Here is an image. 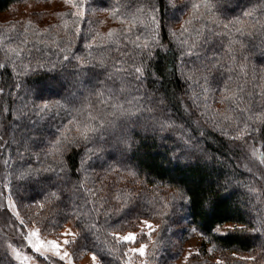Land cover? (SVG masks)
<instances>
[{
    "label": "snow or ice",
    "instance_id": "6c2138e0",
    "mask_svg": "<svg viewBox=\"0 0 264 264\" xmlns=\"http://www.w3.org/2000/svg\"><path fill=\"white\" fill-rule=\"evenodd\" d=\"M168 2L173 8L184 4L189 11L179 29L174 24L168 27L167 36L171 39L167 43L162 35L159 0H117L111 8L100 9L89 7L87 0H64L68 10L53 13L59 22L44 30L47 39L33 32L37 40L32 42L31 48H27V39L13 47L11 38L6 43L0 37V48H3V58L0 59V158L3 163L0 169L5 172L0 179H7L8 173H11L17 182L15 188L9 181L4 185L7 191L0 189V215L16 218L12 229L16 235L13 243L6 245L5 255L0 256V264H63L70 258L65 246L75 243L76 232L66 229L63 233H57L56 239H46L42 236L41 227L32 226L40 221L31 204L35 203L43 210L50 200L53 203L61 202L62 192L49 191L40 200H29L28 205L24 204L25 199L20 193L23 182L44 173H56L67 178L70 168L66 156L74 149L84 153L78 169L82 177L90 169L88 164L93 157L104 150L102 145L96 143L97 138H111L128 151L137 146L140 135L150 134L163 142L173 135L182 145L194 153L203 154L207 159L213 158L207 146L209 138L227 140L230 150L235 149L238 159L242 154L247 161L248 173L264 189V152L258 151V145L264 146V87L254 86L249 93L240 87V80L259 85L264 81V69L248 63V58L241 53L245 45L237 39L252 36L257 30L264 34V0H252L251 6L231 18H224L219 12L220 5L227 0ZM99 11L109 13L112 19L119 21L121 27L110 28L107 33L94 29L93 25L102 23L96 16ZM65 17L71 18V26ZM10 23L12 28L9 31L19 25L27 37L28 29L24 27V21ZM27 24L31 26V21H27ZM82 28H87V31H82ZM37 43L40 47L36 46ZM77 44L87 50V55L79 54ZM170 48L174 49L176 59L167 75L175 76L183 87L178 85L179 91L170 88L164 92L159 85L165 77L153 70L152 62L159 53L166 54ZM248 50L255 51L256 46L253 44ZM261 55H264V51H261ZM191 57H196L198 63H191ZM64 65L81 69V75L86 66L104 69L107 81H101L97 87L107 90L113 101H102L106 107L95 109L93 114L94 105H89L88 109L83 106L76 109L60 99H32L25 87V78L34 72L51 71ZM216 74H221L222 78L218 86H213ZM151 81H155L156 86H152ZM108 83L118 90V96L107 88ZM215 104L223 107L217 109ZM13 112L17 113L15 119ZM65 116L66 122L58 128V134L49 146L32 151L26 139L28 129L25 125L35 126L48 118ZM9 148L13 149L16 157L15 167H11L12 161L6 158ZM172 155L178 157L175 149ZM108 168L114 172V176L113 184L107 186L108 196L103 198L104 205L115 201L117 211L121 208L125 210L131 205L127 201L135 189H118L121 181L117 177H132L135 183L138 174L129 166L110 165ZM121 168L125 171L122 172ZM233 175L226 179L225 187L234 183ZM72 186L73 183L64 191ZM74 187L81 189L78 181ZM89 191L99 199L103 188ZM177 192L181 202L190 200L182 189L178 188ZM176 198L174 194L173 201ZM18 202L19 207L25 209L27 219L21 217ZM29 212L32 214L29 215ZM73 219L83 226L81 217L73 216ZM17 221L18 233L15 228ZM140 226L141 239H138L135 231H128L118 238L125 245L139 244L128 251L143 256L148 247L143 237L150 238L154 226L147 219L140 220ZM144 227L149 229L147 233ZM262 229L264 219H261L259 228L252 224H222L214 230L221 235L233 231L264 235ZM196 230L192 229L193 232ZM21 245L26 246L28 251H23ZM260 247L259 256L242 255L238 254L239 250H234L227 261L221 258L215 264H264V244ZM192 255L189 251L188 256ZM92 259L96 262L97 254L94 253ZM99 259L103 264V259Z\"/></svg>",
    "mask_w": 264,
    "mask_h": 264
},
{
    "label": "trees",
    "instance_id": "16d2710c",
    "mask_svg": "<svg viewBox=\"0 0 264 264\" xmlns=\"http://www.w3.org/2000/svg\"><path fill=\"white\" fill-rule=\"evenodd\" d=\"M29 1H60L64 4V0H0V12ZM87 3L89 7L95 9L111 8L117 3V0H87ZM251 3L252 0H227L226 3L220 5L219 12L222 17L231 18L239 15L244 9L251 6ZM159 7L161 9L162 35L165 36L164 42L167 43L171 39L170 36H167L168 27L174 24L176 28V20H181L180 24H182L188 16L186 12L189 10L184 4L175 8L170 7L168 0H159ZM67 10L65 5L57 12ZM39 15L43 16L46 13L41 12ZM96 16L102 23L93 25V28L98 29L101 33H107L110 28L121 27L119 21L112 19L107 12L99 11ZM65 19L71 26V18L65 17ZM23 21L25 22V20ZM10 22H0V37H3L6 43L11 38L13 47L21 40L27 39L26 47L31 48L32 42L37 40V37L32 33L37 32L47 39L44 30L57 24L59 18L54 15L46 23L33 24L31 22V26L25 22L24 27L28 29L27 37L23 35V30L19 25L15 30L9 31L12 28ZM82 31H87V28H82ZM56 38L59 39V36ZM237 39L245 45V48L241 49V53L248 58V63L253 67L264 69V55H261V51H264V34L257 30L252 36L237 37ZM253 44L256 46V50L249 51L248 49ZM36 46L40 47L39 43ZM76 47L80 49L79 54L87 55V50L82 49L79 44ZM226 49L227 43L225 42V51ZM105 55L109 54L105 53ZM2 58L3 48H0V59ZM175 59L176 53L174 49L170 48L166 54L159 53L152 62L153 70L165 77L159 85L161 91L167 92L170 88H176L179 91V87H183L182 82L175 76L167 75L168 71L172 69ZM239 59L240 54L238 53L237 60ZM189 60L191 63H198L196 57H191ZM109 71L111 72L112 69ZM239 75L237 73V77ZM221 78V74H216L212 81L213 86H218ZM61 79H65V83L62 86H60L61 84L56 86L54 83H58ZM101 81H107L104 69L94 65L86 66L81 75V69L64 65L51 71L42 70L30 74L25 78V87L28 89L30 97L36 101L60 99L65 101L69 107L76 109L81 106L88 109L89 105H94L92 110L95 114V109L106 107L102 101H113V97L107 90L97 87ZM150 83L152 86H156L155 81ZM263 83L264 81H261L259 85H253L251 81L246 83L244 80H240V87L245 93H249L254 86L264 87ZM43 88H46L47 92H44ZM58 88H60L58 93H55ZM107 88L117 96L119 95L118 90L111 83H108ZM237 91L239 94V90ZM99 93H103V95H99ZM257 102L259 103V101ZM243 106L242 104L241 107ZM214 107L219 109L223 106L215 104ZM16 115L17 113L13 112V119ZM66 120V116L51 117L35 126L25 125L28 129L26 139L29 140L32 151L47 148L50 141L58 134V128ZM137 139V146L125 151L111 138H97L96 143L102 145L104 150L93 157L88 164L90 169L82 177L78 169L84 153L80 149H74L66 156L70 168L67 178L56 173H44L37 178L23 182L20 195L25 199V205L30 203L29 200L42 199L49 191L62 192L61 202L53 203L50 200L43 210L39 209L35 203L31 204V209L37 213V218L40 221L39 224L34 223L33 225L41 227V231L45 235L54 237H57V233H62L65 226H70L78 234L75 243L68 245L73 255L80 259L85 254L95 253L98 256L99 264V258L103 259V264H129L131 253L128 249L132 244L125 245V242L119 240L118 234L128 231L140 233V220L144 219L154 225V231L151 234L152 240L147 236L143 237V242L148 243L144 264H179L180 252L175 249L174 236L177 231L186 232L188 230L187 228L183 229L182 221L187 223L189 228L197 229L194 233L202 239L198 252L193 253L191 257L188 256L182 264H215V261L221 258H225L227 261L234 250H239L238 254L242 255L255 254L259 256L260 246L264 244V235L239 231L221 235L214 230L222 224H252L259 228L261 219H264V192L252 175L243 168L246 160L243 159L242 154L238 159L235 149L230 150L228 147L229 142L219 138H209L207 141L208 150L213 153L212 159L205 158L203 154L194 153L173 135H169L166 142L154 139L150 134L140 135ZM173 149L178 153V157L172 155ZM186 156L192 158L185 159ZM6 158L12 161L11 167H15L16 157L13 155L12 148L8 149ZM110 165L129 166L138 174L135 183L132 182V177H117V180L121 181L118 184V189L125 191L135 189L134 192H131V199L127 201L131 205L125 210L121 208L117 211L115 201L110 205H104L103 198L108 196L107 186L113 184L114 172L109 170ZM1 170L3 171L0 169V172ZM121 171L123 172L125 169L121 168ZM232 174H234V183L225 187L226 179ZM7 180L8 183L11 181L13 188L16 187L17 182L11 173H8ZM77 181L81 185L80 190L74 187ZM102 182L104 183L102 184ZM71 183L73 186L64 191ZM102 188L103 192L99 199L89 191ZM178 188L190 197L189 201H180ZM174 194L177 197L175 201L172 199ZM18 208L21 217L27 219L25 209L19 207V202ZM31 214L29 212V215ZM73 216L81 217L83 226H79ZM138 239H141L140 235H138ZM209 249L212 251H208ZM196 253L199 254L196 255ZM0 256L3 254L0 253ZM137 258L141 257L136 256Z\"/></svg>",
    "mask_w": 264,
    "mask_h": 264
},
{
    "label": "rangeland",
    "instance_id": "374dc122",
    "mask_svg": "<svg viewBox=\"0 0 264 264\" xmlns=\"http://www.w3.org/2000/svg\"><path fill=\"white\" fill-rule=\"evenodd\" d=\"M178 2L182 3V2H184V0H178ZM62 6L65 7V5L62 4V2H60V1H52V2L29 1L27 3L15 5L14 7L10 8L7 11L0 12V22L23 21V20H25V22H27L30 20L33 24L46 23L47 21H49L54 16L53 13H55L58 10L63 8ZM186 8H188V7L186 6ZM41 12L46 13V15H43V16L39 15ZM186 14H188V12H186ZM180 21L181 20H176V22H177L176 28L177 29H179V27L181 25ZM64 83H65V79H61V80H59L58 83H54V84L56 86H59L61 84L60 86H62V84H64ZM43 89H44V92H47V90H45L46 88H43ZM59 89L60 88L56 89L55 93H58ZM258 151L264 152V146L258 145ZM2 163H3L2 159L0 158V164H2ZM243 168L247 170V161H246L245 165H243ZM3 173L4 172L1 170L0 177L5 176V174H3ZM6 183H8L7 179H0V189H4V185ZM4 190L7 191V189H4ZM262 190L264 192V189H262ZM15 219L16 218L13 216L5 217L3 215H0V253L3 255H5L4 249H5L6 245L12 244L13 243V237L16 235V233L12 232V229L14 226L13 221H15ZM32 226H35V225H32ZM182 227H183V229L187 228L189 231L187 230L186 232H184V231L180 230V231H177L176 235L174 236L175 237L174 238L175 249L178 252H180L179 259H178L179 264H182L186 260V258L188 257L189 251H191L192 253L198 252V250L200 249V246L202 244L201 237L192 231L193 228H191V227L189 228L187 223H185L184 221H182ZM15 228H16L17 233H18L20 231L18 221L15 224ZM66 229H70L71 231H73V229L70 226H65L62 233ZM144 230L146 233L149 231V229H147V228ZM125 234H127V233L118 234V237L121 235H125ZM193 234H195V235H193ZM138 235H139V233H138ZM6 236H7V239H6ZM42 236L46 239H56L57 238L54 236H47L44 233H42ZM61 239H63V237H61ZM150 239L152 240V237H150ZM138 246H139V244H135V245L132 244L130 246V248L131 247H138ZM20 247L23 251H25V252L28 251L26 246L21 245ZM65 247L67 248V251L70 253V258L68 260L64 261L63 264H99V260H97L96 262L93 261V259H92L93 254L92 253L85 254L82 258L79 259V257H75L73 255L71 249L68 248V245ZM147 248H146L145 254L143 256H140L139 254L131 253L130 254L131 264H144L145 263L144 256L147 255ZM9 255H10V250H9ZM136 256H140L141 258L136 259ZM16 264H19V262H16Z\"/></svg>",
    "mask_w": 264,
    "mask_h": 264
}]
</instances>
